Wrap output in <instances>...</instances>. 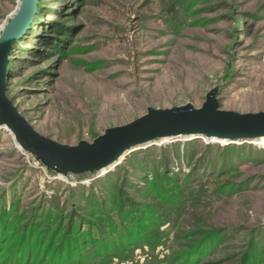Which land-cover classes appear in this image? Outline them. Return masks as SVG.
Listing matches in <instances>:
<instances>
[{
    "label": "rangeland",
    "instance_id": "rangeland-1",
    "mask_svg": "<svg viewBox=\"0 0 264 264\" xmlns=\"http://www.w3.org/2000/svg\"><path fill=\"white\" fill-rule=\"evenodd\" d=\"M175 2L38 0L41 22L15 44L10 57L8 97L40 133L72 145L129 123L148 107H201L215 87L221 109L264 111V0ZM19 3L0 0V34ZM253 142L229 144L237 151L230 152L233 168L224 174L226 143L178 137L127 153L105 175H63L21 149L0 127V204L10 210L19 202L20 211L31 213L41 208L66 212L74 202L83 209L92 194L108 203L110 181L120 185L129 178L144 190L152 169L168 158L180 178V198L164 203L126 187L131 200L159 209L157 247L140 246L112 264H169L165 258L185 248L187 233L196 227L228 233L219 256L205 264H239L240 252L253 239L260 250L254 264H264V147ZM190 151L212 152L220 172L214 167L197 175ZM113 217L123 233L130 222L118 209ZM223 256L231 261L218 260Z\"/></svg>",
    "mask_w": 264,
    "mask_h": 264
},
{
    "label": "trees",
    "instance_id": "trees-1",
    "mask_svg": "<svg viewBox=\"0 0 264 264\" xmlns=\"http://www.w3.org/2000/svg\"><path fill=\"white\" fill-rule=\"evenodd\" d=\"M183 3L185 0H176L174 5ZM40 15L41 12H38L31 28L41 22ZM63 34L65 35V32ZM210 147V144L206 145V149ZM233 149L229 144L223 147L227 156L221 174L229 173L233 168L230 166L232 157L229 155L230 152L237 151ZM208 154L210 156L207 153L197 156L189 152L190 166H193L197 175L214 170L216 158L212 157V152ZM249 154L251 155V152ZM169 161L167 158L160 167L152 169L153 175L147 177L144 190L129 178L120 180V185L110 181V186L106 187L105 192L110 197L108 203H101V200H97L92 194L91 197L87 196L89 202L83 209L81 204L74 202L72 209L66 212L41 208L32 210L31 213L27 210L20 211L19 202L14 203L10 210L0 204V264H112L116 256L121 255V259H128L129 253L140 246L148 245L154 250L161 234L154 232L159 223V209L147 202H134L130 199L126 187L141 195L145 191V198L153 194L154 199L172 203L174 199L181 197L182 192L179 188V175L173 173ZM219 169L215 167V171L220 172ZM218 175L219 173H216L215 176ZM192 178L193 174L185 180L190 182ZM126 204L128 206L125 210ZM114 209L119 210L120 215L125 218L124 221L130 222L122 226L123 233L115 224ZM103 221L107 223L103 224ZM227 234V230L222 228L212 227L205 230L196 227L187 233L189 240L185 248L179 249L165 260L169 264H205L213 261L211 257L219 256L218 249ZM253 241L254 239L250 241L247 249L240 252L239 264L258 263L260 250L254 246ZM228 257L230 256H223L218 260L227 263L231 261L226 260L230 259Z\"/></svg>",
    "mask_w": 264,
    "mask_h": 264
},
{
    "label": "water",
    "instance_id": "water-1",
    "mask_svg": "<svg viewBox=\"0 0 264 264\" xmlns=\"http://www.w3.org/2000/svg\"><path fill=\"white\" fill-rule=\"evenodd\" d=\"M37 13L38 0H20L17 12L0 34V127L10 131L20 148L48 169L63 175L94 174L119 164L121 157L125 159L135 147L149 146L162 137L193 136L188 141L206 136L210 142H215L213 137L226 138L228 145L264 136V111L241 113L221 109L217 87L206 94L201 107L192 103L148 107L144 115L109 127L92 141L81 140L72 145L40 133L7 95L11 54L15 44L31 29Z\"/></svg>",
    "mask_w": 264,
    "mask_h": 264
},
{
    "label": "bare ground",
    "instance_id": "bare-ground-1",
    "mask_svg": "<svg viewBox=\"0 0 264 264\" xmlns=\"http://www.w3.org/2000/svg\"><path fill=\"white\" fill-rule=\"evenodd\" d=\"M190 137H193V136H189V135H185V136H182V137H180V138H183V139H187V138H190ZM203 139H207V141H208V138L206 137V136H201ZM200 137V138H201ZM173 138L172 137H162V138H159V139H156V140H154L151 144H161V142L162 143H166V142H169V141H171ZM182 140V139H181ZM211 140H213V141H215V142H219V143H223V144H225V143H227V142H229V140L228 139H226V138H217V137H213V138H211ZM251 141H254V142H257L258 144H260V145H262L263 147H264V136H262V137H260V138H256V139H254V140H251ZM253 142V143H254ZM18 146L20 147V145L18 144ZM147 145H145V146H137V147H135L134 148V150H138L139 148H144V147H146ZM124 158V157H123ZM122 157H121V162L124 160ZM123 159V160H122ZM120 162V163H121ZM119 163V164H120ZM119 164H117V165H119ZM117 165H115V164H112V165H110L109 167H104V168H102V169H100L98 172H97V174H99V175H105L107 172H109V171H111L114 167H116Z\"/></svg>",
    "mask_w": 264,
    "mask_h": 264
},
{
    "label": "built area",
    "instance_id": "built-area-1",
    "mask_svg": "<svg viewBox=\"0 0 264 264\" xmlns=\"http://www.w3.org/2000/svg\"><path fill=\"white\" fill-rule=\"evenodd\" d=\"M70 175H73V174H70Z\"/></svg>",
    "mask_w": 264,
    "mask_h": 264
}]
</instances>
